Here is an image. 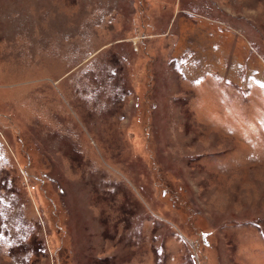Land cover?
<instances>
[{"label":"rangeland","instance_id":"obj_1","mask_svg":"<svg viewBox=\"0 0 264 264\" xmlns=\"http://www.w3.org/2000/svg\"><path fill=\"white\" fill-rule=\"evenodd\" d=\"M0 264H264V0H0Z\"/></svg>","mask_w":264,"mask_h":264}]
</instances>
